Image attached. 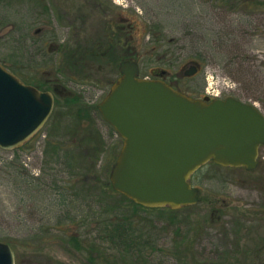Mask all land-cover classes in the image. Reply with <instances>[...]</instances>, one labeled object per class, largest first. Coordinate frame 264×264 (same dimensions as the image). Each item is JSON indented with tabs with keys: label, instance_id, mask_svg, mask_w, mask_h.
I'll use <instances>...</instances> for the list:
<instances>
[{
	"label": "rangeland",
	"instance_id": "obj_1",
	"mask_svg": "<svg viewBox=\"0 0 264 264\" xmlns=\"http://www.w3.org/2000/svg\"><path fill=\"white\" fill-rule=\"evenodd\" d=\"M85 1L0 0V63L27 84L66 94L24 147L0 149V242L11 246L15 264H94L68 236L100 244L107 223L136 217L140 249L154 262L173 264L185 250L189 264H264V147L255 171L210 162L197 172L191 182L200 202L181 209L172 225L166 211L133 210L113 189L110 173L123 146L113 127L101 116H76L103 101L123 61L139 63L142 78L166 72L168 84L197 99L212 78L214 87L235 90L223 99L264 113V0H104L117 12L118 35L110 32L115 24L102 23L103 11L92 8L85 21ZM80 40L87 54L100 53L75 57ZM195 65L198 72L187 75ZM92 136L102 153H89Z\"/></svg>",
	"mask_w": 264,
	"mask_h": 264
},
{
	"label": "water",
	"instance_id": "obj_2",
	"mask_svg": "<svg viewBox=\"0 0 264 264\" xmlns=\"http://www.w3.org/2000/svg\"><path fill=\"white\" fill-rule=\"evenodd\" d=\"M120 73L98 106L124 141L110 175L115 191L144 208L178 211L200 202L191 181L209 162L248 171L258 167L264 113L254 104L190 97L163 79L142 78L134 61L123 62ZM54 107L52 92L24 83L0 63V149L26 145ZM0 264H15L13 249L1 242Z\"/></svg>",
	"mask_w": 264,
	"mask_h": 264
},
{
	"label": "trees",
	"instance_id": "obj_3",
	"mask_svg": "<svg viewBox=\"0 0 264 264\" xmlns=\"http://www.w3.org/2000/svg\"><path fill=\"white\" fill-rule=\"evenodd\" d=\"M74 57V56H73ZM77 57V55L75 56ZM21 79V78H20ZM22 81L25 82L24 79ZM71 101H77L79 98L75 96L74 98H69ZM79 112V113H78ZM76 111L77 113V118L78 120H81L82 118H96L100 115V112L96 106L90 107V108H79V111ZM89 114V116L87 115ZM102 118V117H101ZM88 143L85 142V140L80 141V144H87L89 147V153L93 148V151L102 153L103 151L101 150V144L98 137L92 136V138L87 139ZM58 142H53L50 141V144L54 145L57 144ZM79 145V146H81ZM57 146V145H56ZM71 147H74L75 145H70ZM46 154V151H45ZM57 156V155H55ZM66 156V154L64 155ZM64 156H61L62 158H65ZM80 158H83V155L80 154ZM109 189L111 192L115 191L112 189L111 185L109 186ZM124 200L128 201L131 203L133 210H143L146 212H151V211H166L168 214L167 219L171 222L170 224L174 225L177 224L176 218L174 217L175 214H177L180 210L178 211H173L169 208H158V209H148L144 208L142 206H139L129 199L125 198L122 196ZM114 210L117 208L113 207ZM111 212V210L109 211ZM105 214V212L103 213ZM102 214V215H103ZM178 218V217H177ZM245 221V220H244ZM243 220H238L237 225H241L244 223ZM136 217H131V218H117L113 219L110 223H107L105 227V236L100 235L99 241L102 242L100 244L96 243L95 240H90L86 238H82L79 235V233H76L74 235H69V245L73 250L79 253H85L87 254V259L94 264H161L160 262H154V258L150 260L145 253H142L141 244L139 243L141 240H139V236H136V230H135V224H136ZM181 224V223H180ZM59 225H63L62 223H59ZM64 226V225H63ZM182 226L177 227V235L178 237L181 236L182 233ZM143 238V237H142ZM184 239V236L182 237ZM183 239L179 241V243H182ZM147 242V243H146ZM144 242L146 246H148L151 250L154 249L152 247L151 243L149 241ZM108 247H104L107 246ZM184 245V243H183ZM110 247V249H108ZM113 252V253H110ZM184 255V256H182ZM185 250L184 254H181V257L177 258L175 263L173 264H189L187 262Z\"/></svg>",
	"mask_w": 264,
	"mask_h": 264
},
{
	"label": "flooded vegetation",
	"instance_id": "obj_4",
	"mask_svg": "<svg viewBox=\"0 0 264 264\" xmlns=\"http://www.w3.org/2000/svg\"><path fill=\"white\" fill-rule=\"evenodd\" d=\"M86 3H87V7H88V9L86 10V12L85 13H89V15L87 16V18L85 19V21H88V22H90L91 21V9L93 8V9H98L99 10V12L100 11H103V15H104V18H103V24H105L106 26L107 25H113V24H115V31H112V30H110V32L111 33H116L115 35H118V33H120L121 32V26L119 25V22H118V25H117V20H118V15H117V12L113 15L112 14V12L110 11V12H108L107 11V9L108 8H111V7H109L107 4H106V2L104 1V0H86L85 1ZM84 6L85 5H83V8H84ZM107 7V8H106ZM109 13L110 14H112L113 16H114V19L116 20L115 22L113 21V17L112 16H110L109 15ZM78 15H81V14H78ZM106 18H109L108 20H109V23H106V22H104V20H106ZM120 20V19H119ZM86 23V22H85ZM85 25V24H84ZM104 28H106V27H104ZM99 30L101 31V28H99ZM42 31L40 30V31H38V33H41ZM114 35V36H115ZM78 43V48L75 50V52L74 53H76V55L77 56H80V54L82 55V56H86V55H89V54H91V55H97V54H99L100 53V49L98 48L97 50L95 49V50H93V49H89V51L91 52V53H89V54H87L88 53V51L86 50V49H82V47H83V45L82 44H84V46H85V42L84 43H82V41L80 40L79 42H77ZM59 49V45H58V48H57V50ZM95 57H97V56H95ZM196 66V67H195ZM194 66V68L196 69V71H195V73L194 74H196L197 72H198V69H197V67H198V65H195ZM119 73H120V67H119ZM163 73V72H162ZM162 73L161 74H157V76L154 78V79H166V77H167V75L165 74V75H162ZM52 87V93L55 95V105H56V97H58V96H65L66 94H64L63 92H60L59 91V87H57L56 85H51ZM37 87V86H36ZM38 88V87H37ZM43 91H46V90H43ZM105 99V98H104ZM98 106L99 105H96V107L98 108ZM98 110H99V108H98ZM100 112V111H99ZM100 115H101V113H100ZM102 117V116H101ZM103 119V118H102ZM104 120V119H103ZM106 122V121H105ZM112 127V126H111ZM116 132V131H115ZM263 148V147H262ZM259 156H260V152H259ZM208 165V164H207ZM206 165V166H207ZM206 166H204V167H202L199 171H201V170H203ZM258 166H259V161H258ZM258 168V167H257ZM256 168V169H257ZM255 169V170H256ZM255 170H253V171H255ZM198 171V172H199Z\"/></svg>",
	"mask_w": 264,
	"mask_h": 264
},
{
	"label": "built area",
	"instance_id": "obj_5",
	"mask_svg": "<svg viewBox=\"0 0 264 264\" xmlns=\"http://www.w3.org/2000/svg\"><path fill=\"white\" fill-rule=\"evenodd\" d=\"M224 91H229V90L227 88H223V87L221 88L219 85H216L214 87L212 81L210 82L209 88H207L208 94L213 96H220Z\"/></svg>",
	"mask_w": 264,
	"mask_h": 264
}]
</instances>
